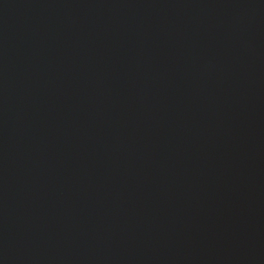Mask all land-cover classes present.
<instances>
[{
    "label": "water",
    "instance_id": "1",
    "mask_svg": "<svg viewBox=\"0 0 264 264\" xmlns=\"http://www.w3.org/2000/svg\"><path fill=\"white\" fill-rule=\"evenodd\" d=\"M0 264H264V0H0Z\"/></svg>",
    "mask_w": 264,
    "mask_h": 264
}]
</instances>
